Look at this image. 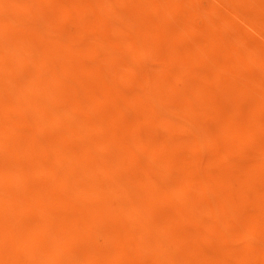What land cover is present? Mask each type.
<instances>
[{"label":"bare ground","instance_id":"bare-ground-1","mask_svg":"<svg viewBox=\"0 0 264 264\" xmlns=\"http://www.w3.org/2000/svg\"><path fill=\"white\" fill-rule=\"evenodd\" d=\"M0 264H264V0H0Z\"/></svg>","mask_w":264,"mask_h":264}]
</instances>
